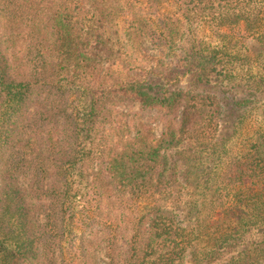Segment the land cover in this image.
Instances as JSON below:
<instances>
[{
    "label": "trees",
    "instance_id": "trees-1",
    "mask_svg": "<svg viewBox=\"0 0 264 264\" xmlns=\"http://www.w3.org/2000/svg\"><path fill=\"white\" fill-rule=\"evenodd\" d=\"M0 264H264V0H0Z\"/></svg>",
    "mask_w": 264,
    "mask_h": 264
},
{
    "label": "rangeland",
    "instance_id": "rangeland-1",
    "mask_svg": "<svg viewBox=\"0 0 264 264\" xmlns=\"http://www.w3.org/2000/svg\"><path fill=\"white\" fill-rule=\"evenodd\" d=\"M142 52H140L137 48L134 46H130L128 43L123 45L119 49L118 54L116 55L118 62L123 66L126 67L127 73L131 74L132 72L136 71L142 64L141 59ZM123 67L118 66V69L123 71ZM132 75V74H131ZM121 109L124 112H132L137 111L139 112V115L144 119L148 120L156 134H159L161 131V123L156 119V115L153 111H141L138 109V105L134 104L133 106H122ZM120 249L121 253H124L126 250V242L124 240H121L120 242ZM104 260H106L105 257L101 256L99 258V261L102 263Z\"/></svg>",
    "mask_w": 264,
    "mask_h": 264
}]
</instances>
